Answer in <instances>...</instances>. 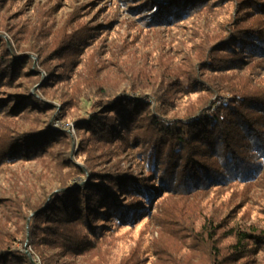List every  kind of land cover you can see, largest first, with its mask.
Masks as SVG:
<instances>
[{"label": "rangeland", "instance_id": "374dc122", "mask_svg": "<svg viewBox=\"0 0 264 264\" xmlns=\"http://www.w3.org/2000/svg\"><path fill=\"white\" fill-rule=\"evenodd\" d=\"M138 1L0 0V53L5 46L7 53L21 55L24 62L13 85L0 86V96L7 99L9 93L18 92L25 97L15 113L2 112V107L11 106L7 100L0 105V151L8 149L10 135L31 125L48 123L70 136V143L56 141L40 155L0 161V229L27 236L15 247L26 252L33 264L43 263L30 252L29 214L70 172L72 162L59 163L60 155L70 151L72 161L83 166L79 161L85 154L84 163L102 162L98 167L115 163L144 174L137 146L117 147L75 123L92 106L102 110L98 102L109 91L129 86L145 93L157 91L170 101L164 107L166 114L173 115L187 111L204 95L202 90L174 91V79L166 84L186 71L201 80L264 78V58H254L244 69L227 70L226 74L201 70L208 47L225 35V24L242 15L247 20L256 14L264 17V0H216L211 5L208 0L195 10L186 8L187 3L182 7L188 9L186 13L164 24L135 10ZM250 2L256 7H248ZM197 87L203 89L204 84ZM32 93L47 108L35 109L39 106L30 100ZM212 100L219 105L225 97L215 95ZM259 176L251 185L210 186L182 196L159 192L152 204L126 218L131 222H111L112 232L102 239L94 255L63 258L57 257L58 248L43 247L45 256L51 257L46 264H101L105 260L108 264H209L208 246L195 238L207 219L264 226V175ZM131 197L127 194L121 199L127 202ZM217 233L221 235L222 229ZM227 242L228 238L219 236L217 245Z\"/></svg>", "mask_w": 264, "mask_h": 264}, {"label": "trees", "instance_id": "16d2710c", "mask_svg": "<svg viewBox=\"0 0 264 264\" xmlns=\"http://www.w3.org/2000/svg\"><path fill=\"white\" fill-rule=\"evenodd\" d=\"M207 1L139 0L134 9L164 24L179 19L188 11L186 8L195 10ZM215 2L210 0L208 5ZM187 3L189 7L183 10ZM247 5L256 7L255 2ZM242 17H234L225 24V35L214 47L210 45L206 49L201 70L226 74L227 70L244 69L254 58L263 60L264 17L261 14L250 20ZM2 50L0 86H12L14 78L23 72L24 62L21 55L7 53L5 46ZM185 73L183 77L174 76L166 84L174 79V91L202 90L204 95L183 113L168 115L164 102L170 101L157 91L145 93L129 86L127 90L109 91L107 98L98 102L102 110L92 106L87 114L75 119L78 127L100 140L114 142L117 147L122 144L126 149L137 146L144 174L115 163L100 167L102 162L84 163L85 154L79 161L83 166L77 165L69 157L70 151L64 152L58 162L65 165L72 162L70 172L43 201L31 207L28 237L32 256L41 257L43 264L50 261L43 247L58 248L57 257L92 256L99 250L102 239L112 232L111 222L130 221L126 218L152 204L159 192L182 196L210 186L251 185L258 174L264 175V78L254 81L219 77L221 80L217 81L209 77L203 81L196 74ZM200 83L204 84L203 89H198ZM130 93L136 96L129 97ZM23 94L9 93L7 99L0 96V105L4 106V100L11 105L2 107V112H17L24 103ZM215 95L225 97L224 102L215 105L212 100ZM30 96L33 105L39 106L35 109L47 108L36 98L38 95ZM51 128L48 123L31 125L10 135L8 149L0 151V161L40 155L48 152L49 144L56 141L70 143L68 134ZM127 194L134 197L126 202L121 197ZM221 229L218 235L217 230ZM22 234L0 229V264H33L26 252L15 247L17 241L24 242L27 238ZM219 236L228 238V242L217 245ZM195 238L208 246L209 264L240 261L241 264H264V226L237 221L228 225L226 221L207 219ZM258 254L263 257L258 258ZM101 264L108 263L105 260Z\"/></svg>", "mask_w": 264, "mask_h": 264}]
</instances>
